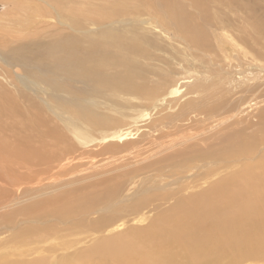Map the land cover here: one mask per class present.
<instances>
[{
  "label": "bare ground",
  "instance_id": "1",
  "mask_svg": "<svg viewBox=\"0 0 264 264\" xmlns=\"http://www.w3.org/2000/svg\"><path fill=\"white\" fill-rule=\"evenodd\" d=\"M0 1L5 6L0 30L5 28L6 37L1 48L17 44L6 66L19 67L52 93L71 98L66 104L55 102L59 110L48 108L52 118L46 107L23 93H0V264H51L55 257L64 264L85 257L90 261L83 264H94L98 258L106 264H264V139L252 133L256 139L251 135V141H243L236 138L241 129L228 131L237 124L247 129L264 124V110H257L261 116L257 125L250 115L255 111L247 110L257 105L247 100L264 83L262 66L243 63L247 66L239 70L243 80L233 79L228 88L224 85L232 79L198 89L201 102L211 104L208 116L218 110L221 117L235 111L228 119L202 120L204 128L194 137L206 141V147L187 149L172 161L167 154L159 158L194 138H174L187 130L180 118L191 114L189 100H177L169 116L148 125L152 138L143 133L136 140L108 145L95 155L109 156L92 162L88 169L44 183L62 175L76 159L70 140L54 119L64 121L67 115L73 124L83 122L96 131L110 129L116 121L87 109L96 104L95 96L108 92L114 99L149 102L157 97V88L150 86L145 69L137 63L147 55L139 36L111 25L124 22L125 17L153 13L192 49L211 51L214 38L226 58L233 60L236 49L218 32L233 31L240 23L246 33L241 41L263 59L264 0ZM53 16L58 29L49 34L45 24ZM86 25L97 26L98 31L89 33ZM69 83L84 85L86 90L73 91ZM130 99L124 107L138 106ZM115 134L103 139L112 140ZM144 147L158 151L142 157L147 152L140 154ZM168 169L195 174L179 190L185 194L174 198L176 193L167 191L182 178L170 184L157 181L163 175L155 173ZM76 184L79 192L69 191L68 196L75 202L52 210L42 205V197ZM19 244L29 250L7 249Z\"/></svg>",
  "mask_w": 264,
  "mask_h": 264
},
{
  "label": "rangeland",
  "instance_id": "2",
  "mask_svg": "<svg viewBox=\"0 0 264 264\" xmlns=\"http://www.w3.org/2000/svg\"><path fill=\"white\" fill-rule=\"evenodd\" d=\"M0 5V12H2L4 11L5 6H2L1 1ZM155 15L156 14L153 13H141L138 16L125 17L123 18L125 19L124 22H115L113 25H111L112 28L132 31L139 36L143 48L147 51V55L146 59H137V63H139V65L145 69L143 73L145 78L150 82V86L157 88L158 94L154 99L155 101L149 102L145 100H133L128 97H119L118 99H114L108 92L99 94L97 95L98 97L95 96L93 100L96 102V104L89 105L90 107H87V109L90 110V113H93L100 118L106 117L111 119V121L113 122L116 121V126L110 129L105 128L96 131L88 128L83 122L78 121L77 123L73 124V121L67 120V118H69L67 115H65L66 119H64V121L63 119H54L56 125L63 131L64 134H66L67 139L70 140V145L74 150L73 154L76 159L72 162V164L65 167L66 171L64 173H61L62 175L49 177L44 181V183H56L64 178L74 177V174H77L79 171L88 169L91 166L92 162L102 160L109 156L108 154L101 156L95 155V153L103 150L108 145H119L122 142L136 140L143 133H145L146 136L152 138L153 134H149L150 129L148 128V125L153 120L158 119L161 116H169L174 111L173 106L177 100L178 102H182V100L184 99V101L189 100L188 108L191 114L188 118H180L181 123L186 124L184 127H186L187 130L181 131L182 133L180 135L174 137L176 140L187 139L196 136L198 132H201V129L204 128L202 125L204 124V122L202 120H205V123L208 122L207 117H214L219 119L225 116L228 119L230 116H232V114L235 113V111L226 112V115L221 117L220 110H218L216 114L208 116L207 110L211 108V104L205 106L203 102H201V97L197 94V92L199 88L210 85L214 86L215 84H218L220 82L224 83L229 79L232 80L226 82V85H224V87L226 88L229 87L230 83L228 82H232L233 84L235 81L243 80V77L239 75L241 73V71L239 70L242 67L245 68L248 65L255 64L256 66L264 67V58L260 59L255 57V54L252 53L251 50L248 49V47H246L241 41L243 37H246V33L243 31L244 29H242L244 27L240 23H238L232 29L233 31L218 32V34L225 38V41L227 39L228 44L232 45L236 49L237 56L235 59L231 60L226 58L220 46H217V41L214 40V38H212L213 49L211 51L198 52V50L192 49L178 34L175 33L174 29H172L171 27L163 26V23L160 22L161 19L157 15ZM45 25L49 28V34L55 33L54 31L58 29L55 16L49 19L48 23L46 22ZM3 29L5 28L2 27V31ZM66 30L67 29L65 28L64 31L66 32ZM2 31L0 30V33ZM86 31L89 33H94L98 31V27L94 25H86ZM3 34L4 31L0 34V42L2 43V39H6L5 35ZM250 42L254 48L253 41L250 40ZM2 43H0V93L6 92L14 96H17L18 93H23L30 97L32 100L36 101V103L46 107L47 114H49L50 117L53 118V115L48 111V108H51L52 110H59V107L58 109H56L57 105L55 104V102H61V104H63L64 102L66 104V102L68 103V101L71 99L70 96L68 94L62 95L61 93L59 96L58 94L52 93L45 84L26 77L24 72L19 67H7L5 61L10 59L12 49L15 48L17 44L12 43L10 44V47L3 49L1 48ZM255 47L258 46L255 45ZM246 53H249V55ZM238 57L240 59H238ZM219 62L221 66L219 65ZM243 63L247 66H244ZM214 64H216L217 66ZM3 71L9 74L8 78L3 75ZM17 75H19L20 77H18ZM233 79L236 80L234 81ZM59 82L61 83L62 81ZM263 84L260 86L257 92L255 91L256 93L254 92L249 97L250 99L247 100H252L253 102H251V104L254 102L257 103V108L253 106L251 109H247L248 113L255 111L250 115L256 117H254V119L252 117L253 120L251 119V121H253L252 123L257 121L254 123L256 125L259 123L258 116L260 114V111L264 110L262 109L264 108V104H258L260 103V101L264 102V97L262 96L264 95V92L262 91L264 90ZM69 85L73 91L79 92L82 90H86L85 86L79 83H69ZM217 93H219V91ZM126 99H130V102L132 104H137L138 106H135L133 109L124 107V102ZM235 99L236 98L234 97V99L231 98L230 100ZM195 109L201 111L197 112ZM259 109L260 111H258V113L257 110ZM256 112L258 113V115L255 114ZM65 126L67 127V129L65 128ZM194 126H197L199 129L193 130L192 128ZM244 127V124H237L233 125V127H230L228 131L231 132V130L235 129L233 130L234 133L237 132L236 130L241 129L239 131V134L242 133V135L236 138H241L243 141L247 139H250L251 141L253 135L256 137L258 136L257 138L259 140L264 139V124H258L256 126L258 129H256V127H254L255 129H247V127H245L244 129ZM259 128L260 132L262 131V133L259 132ZM249 130H251L252 132L250 131V133ZM113 133H116L114 139H103V137ZM261 134L263 137L260 136ZM254 136L253 138L256 139V137ZM234 141L236 140H233L232 142ZM168 144V141L166 143L164 142L162 144L163 147H159L160 151L166 148ZM206 144V141H202L199 138L194 137L193 139L185 142L182 147L178 148L174 152L163 153L159 156V158L165 157V155L167 154L168 161H172L179 155L184 154L189 150H192L194 148L202 149L203 147H206ZM184 145L186 148L184 147ZM189 146L190 149L188 148ZM187 149L188 151H186ZM145 150H147V152L142 157L149 156L151 154L154 155L153 152L158 151V149H154V151L152 152L151 148L144 147L141 150L140 154H142ZM86 153L93 154L87 155ZM156 157H158V155ZM62 163L64 164V162ZM37 169L38 168H36V170ZM176 170L177 169H168L157 171V173H155L163 175L162 177L157 176L160 177L157 179V181L161 182L165 180L166 184H170L172 181L178 180V178L183 179L178 180V184L167 188L168 192L174 191L176 193V196H174V198L185 194L181 193L182 191L179 190L188 185L192 181V176L195 175L194 173L176 174L174 173V171L176 172ZM167 171L170 172L166 173ZM78 187L80 186L76 184L75 186L72 185L69 187L58 188L59 191L51 192V196L42 197V205H45L48 210H52L75 202L76 200H71L68 196H70L69 191L79 192ZM147 215H149V213H147ZM145 223L146 222L142 224ZM53 239H55V237H53ZM7 249L10 251H20L23 253H26L29 250L27 245L22 246V244H19V246L7 247ZM22 258L27 259L26 256H22ZM89 261L90 259L85 257L72 264H83L84 262ZM69 262L70 261L68 260L65 263L69 264ZM51 264L64 263H62L59 257H55L53 261H51ZM94 264H106V262L103 261V258H98L97 260H95Z\"/></svg>",
  "mask_w": 264,
  "mask_h": 264
}]
</instances>
